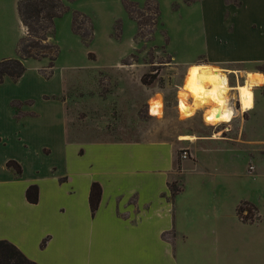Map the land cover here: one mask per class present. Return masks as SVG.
<instances>
[{
	"label": "crops",
	"instance_id": "obj_1",
	"mask_svg": "<svg viewBox=\"0 0 264 264\" xmlns=\"http://www.w3.org/2000/svg\"><path fill=\"white\" fill-rule=\"evenodd\" d=\"M19 1L0 0V60L10 58L13 50L21 57L18 46L26 30ZM173 1L182 2L176 6L203 21L208 49L178 68L175 64L158 90L148 89L144 96L148 110L157 100L164 106L162 117L152 113L150 117L165 121L171 110L180 116L190 67L211 66L221 70L229 83L226 105L234 115L223 122L226 132L179 134L174 133L178 127H167L157 135L153 128L138 135L134 121L129 133H136L122 138L113 133L122 130V123L113 117L110 127L106 115L104 121L98 116L99 131L78 151L79 157L89 159L82 170L85 180L72 172L55 178L49 189L37 184L38 203L26 196L32 184L19 192L0 187V239L10 240L38 264H264L263 187H249L254 178L250 172L209 170L220 156L232 164L239 148L262 142L254 133L264 117V71L259 68L264 65V0ZM252 78L254 107L243 110L239 87ZM9 80L14 81L7 76L3 83ZM185 99L194 106L193 96ZM211 108L212 104L200 107L190 117L200 113L205 117ZM201 147L212 154V163L204 160L206 170L185 171L187 162L198 168ZM185 150L188 157H181ZM258 151L264 155L262 148ZM260 158L252 159L259 163ZM95 181L102 186V197L93 215L90 192ZM171 186L177 187L175 193ZM244 203L253 206L252 219L239 215Z\"/></svg>",
	"mask_w": 264,
	"mask_h": 264
},
{
	"label": "rangeland",
	"instance_id": "obj_2",
	"mask_svg": "<svg viewBox=\"0 0 264 264\" xmlns=\"http://www.w3.org/2000/svg\"><path fill=\"white\" fill-rule=\"evenodd\" d=\"M60 1L66 10L56 18L55 33L49 40L59 48L54 67H48L49 58L26 59L27 70L18 82L0 84V187L19 192L36 183L49 189L55 178L72 172L81 182L85 180L82 170L89 166V159L79 157L78 151L99 131L98 116L104 121L106 115V125L110 127L114 119L122 123V130L113 132L122 138L136 133H129L134 130V121L138 135L148 128H153L157 135L167 127H181L174 132L179 134L226 132L223 122L212 124L204 116L203 122L201 113L184 118L171 110L165 121L150 117L144 97L148 89L156 86L158 90L173 74L175 64L178 68L186 59L201 56L208 49L203 21L176 6L182 2L157 0L160 16L156 17L146 9L148 3L153 5L151 0ZM127 2L134 4L130 6L132 14L126 8ZM75 12L83 14L77 17L76 27ZM10 56L20 58L14 50ZM176 77L179 81L181 75ZM123 89H127L126 93ZM158 101L162 105L158 117H162L164 106ZM262 122L254 133V138L262 142L239 148L234 163L226 162V156H220L218 164L212 163V154L201 147L197 159L200 167L194 169V164L187 162L185 171L206 170L205 160L212 163V171L250 172L254 178L249 187L264 189V155L258 151L262 148L264 152V117ZM253 157H261V162ZM9 159L22 164V174L7 167ZM251 164L255 170L250 168Z\"/></svg>",
	"mask_w": 264,
	"mask_h": 264
},
{
	"label": "trees",
	"instance_id": "obj_3",
	"mask_svg": "<svg viewBox=\"0 0 264 264\" xmlns=\"http://www.w3.org/2000/svg\"><path fill=\"white\" fill-rule=\"evenodd\" d=\"M128 1V0H127ZM146 9L153 16H160V5L157 0H151ZM131 5L133 2H127L126 8L132 14ZM18 10L21 20L25 26L26 35L20 42L18 50L21 54L20 58H4L0 60V84L4 82L8 76L14 81H18L26 72V59L41 60L44 58L50 59L49 68L54 67V62L59 55V48L56 43L49 42L50 37L55 33V20L63 14L66 6L60 0H20ZM78 16H83L80 12H75L73 26L78 23ZM84 24V22H82ZM140 24V23H139ZM75 32H78L75 29ZM82 36H84L82 34ZM264 70V66H263ZM146 75L143 76V82L146 83ZM264 153V152H263ZM9 168H14L18 174L23 173L22 165L16 160L7 162ZM173 193L177 191V187L171 186ZM39 186L32 184L27 188L26 196L29 202L38 203L39 201ZM102 197V186L99 182L92 183L90 192V206L92 214L95 215L99 208ZM247 206L244 207L243 205ZM238 208V213L244 220L253 218V206L249 203H244ZM247 211L246 214L243 212ZM46 241L42 243L44 247ZM0 264H38L30 259L16 244L7 239H0Z\"/></svg>",
	"mask_w": 264,
	"mask_h": 264
},
{
	"label": "bare ground",
	"instance_id": "obj_4",
	"mask_svg": "<svg viewBox=\"0 0 264 264\" xmlns=\"http://www.w3.org/2000/svg\"><path fill=\"white\" fill-rule=\"evenodd\" d=\"M255 83L256 80L252 78L248 84L239 87V97L243 110L254 107L253 86ZM229 89L228 79L221 70L211 66L192 65L188 71L180 100V114L184 118L190 117L195 113L196 109L212 104V108L205 115L208 122L218 124L220 122L231 121L234 112L226 105ZM190 95L194 97V106H190L186 102L185 96ZM161 106L158 100L153 102L151 113L153 115H160L162 113ZM182 138L187 140L193 139L189 136Z\"/></svg>",
	"mask_w": 264,
	"mask_h": 264
},
{
	"label": "built area",
	"instance_id": "obj_5",
	"mask_svg": "<svg viewBox=\"0 0 264 264\" xmlns=\"http://www.w3.org/2000/svg\"><path fill=\"white\" fill-rule=\"evenodd\" d=\"M182 157H188V151L187 150H185L183 153H182ZM253 167H251V169H252Z\"/></svg>",
	"mask_w": 264,
	"mask_h": 264
}]
</instances>
